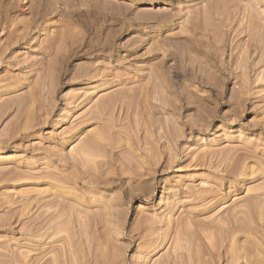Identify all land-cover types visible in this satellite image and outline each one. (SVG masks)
I'll return each instance as SVG.
<instances>
[{
  "label": "rangeland",
  "instance_id": "374dc122",
  "mask_svg": "<svg viewBox=\"0 0 264 264\" xmlns=\"http://www.w3.org/2000/svg\"><path fill=\"white\" fill-rule=\"evenodd\" d=\"M0 264H264V0H0Z\"/></svg>",
  "mask_w": 264,
  "mask_h": 264
},
{
  "label": "bare ground",
  "instance_id": "6f19581e",
  "mask_svg": "<svg viewBox=\"0 0 264 264\" xmlns=\"http://www.w3.org/2000/svg\"><path fill=\"white\" fill-rule=\"evenodd\" d=\"M176 204V203H175Z\"/></svg>",
  "mask_w": 264,
  "mask_h": 264
}]
</instances>
